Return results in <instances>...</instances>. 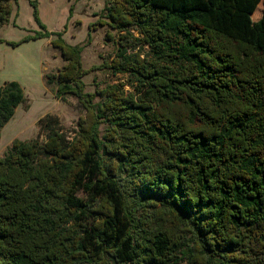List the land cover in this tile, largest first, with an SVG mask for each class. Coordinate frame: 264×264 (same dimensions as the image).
I'll list each match as a JSON object with an SVG mask.
<instances>
[{
	"label": "trees",
	"instance_id": "16d2710c",
	"mask_svg": "<svg viewBox=\"0 0 264 264\" xmlns=\"http://www.w3.org/2000/svg\"><path fill=\"white\" fill-rule=\"evenodd\" d=\"M13 1L0 0V28ZM261 3L114 0L111 27L136 28L152 61L122 50L107 67L132 81L95 92L82 47L58 34L56 97L86 114L72 139L48 114L44 141L0 156V264H264ZM20 106L23 87L5 82L0 130Z\"/></svg>",
	"mask_w": 264,
	"mask_h": 264
},
{
	"label": "rangeland",
	"instance_id": "374dc122",
	"mask_svg": "<svg viewBox=\"0 0 264 264\" xmlns=\"http://www.w3.org/2000/svg\"><path fill=\"white\" fill-rule=\"evenodd\" d=\"M113 2L13 1L10 22L0 28V86L8 81L20 83L29 108L18 107L14 118L0 130L1 157L17 139L28 141L40 137L44 141L45 135H39V121L48 114L58 118L68 139L77 135L79 120L86 114L84 107L76 97H56V76L65 65L60 50L52 44L58 34L69 44L82 47L83 66L89 71L83 79L86 92L132 81L129 75L115 74L107 67L122 50H126L128 55L139 53L142 59L152 61L151 50L142 43V35L136 28L119 32L111 27L104 10ZM263 9L261 3L255 18L252 16L255 22L261 19ZM45 32L51 35L26 42L29 37ZM14 44L18 46L13 47ZM125 90L132 91L129 85L125 86ZM100 129L104 135L107 125L103 124Z\"/></svg>",
	"mask_w": 264,
	"mask_h": 264
}]
</instances>
